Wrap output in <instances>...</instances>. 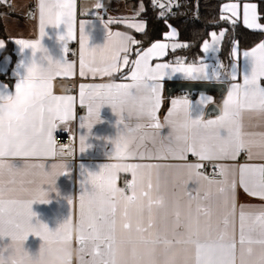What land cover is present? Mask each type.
<instances>
[{
	"label": "snow or ice",
	"instance_id": "obj_1",
	"mask_svg": "<svg viewBox=\"0 0 264 264\" xmlns=\"http://www.w3.org/2000/svg\"><path fill=\"white\" fill-rule=\"evenodd\" d=\"M158 2L159 0H154V7ZM95 7L100 9L103 5L98 2ZM159 7L163 10L165 5L160 3ZM239 9L240 5L237 3L225 4L222 11L230 15H222L221 19L235 23L232 18L239 17ZM39 11L41 36L44 34L46 17L48 23L54 26L67 23L68 36L73 35L74 0H40ZM160 18H166L164 11L161 12ZM259 19L255 4L243 5V23L247 28L264 31V25L258 22ZM129 26L143 33L146 24L134 22ZM168 27L171 28L170 25ZM80 29V75L84 76L86 64L83 53V24ZM177 35L176 30L172 29L170 33L165 34L164 39L174 40ZM223 36V31L218 36L211 33L212 45L205 42L203 51H215L216 43L222 40ZM60 39L64 41L66 38L61 36ZM15 42L21 49H32L33 54L41 49L39 41L17 39ZM140 43L128 37L105 66L98 67L94 62L87 66V70L93 75L99 73L105 76H111L113 72H120L124 67H129L130 71L124 79L131 81L98 85L92 89L88 105L89 127L93 117L99 119V107L107 103L120 116L118 123L122 126V134L114 143L117 155L123 158L186 161L187 156L191 154L197 157L198 161H219L234 160L245 150L251 158L253 142L245 137L252 134L242 130L241 114L244 110H258L264 113V86L260 84L261 78H264V42L244 53V56L253 62L251 72L244 75L243 84L232 85L220 115L215 119L203 118V108L211 102L210 97H202L198 108L187 98L174 99L165 117V124L170 128L168 137L162 138L158 147H143V150L141 148L148 138H151L153 145L157 144L159 132L149 134L142 129L159 130L164 126L158 118V111L162 106L163 81L172 78L219 79L220 66H210L205 62L199 65L189 64L179 59L175 63L153 64V60H160L167 55L169 44L165 42H154L147 49L137 48L135 59L130 61L131 45ZM3 47L4 42L0 41V48ZM184 47H187V44H171L172 51ZM64 52H67L66 47ZM47 59L49 62L46 68L39 66L35 60L27 66L26 75L15 83L14 93L9 91L7 86H0V107H16L13 94L21 100L26 92L34 99L39 98L30 107L21 104L29 114L26 123L0 119V136L6 135V129L11 127L16 128L19 133L9 137L10 143L6 147L0 146V158L56 155L53 134L57 129V122H64L72 117L73 97L54 95L52 80L62 72H71L72 65ZM232 79H236L235 72ZM85 95V86L81 85L82 105ZM93 101H99V105L94 107ZM132 116L146 123H137L135 127L124 123ZM83 127L82 122L81 128ZM181 129L184 131H180ZM80 141V150L83 152V135ZM261 146H264V134H261ZM64 151V148L60 149L61 153ZM5 167L11 169L12 166L0 160V169ZM52 167L55 168L56 165ZM203 167L199 162L129 163L105 165L99 173L82 170L81 175L85 179L82 181L83 191L79 199L80 212L76 223L86 228L88 235L75 240L80 253L78 264H264V206H261L259 211H250L245 205L237 204L238 186L242 187L246 194L264 200V164L241 165L238 183L235 179L229 182L228 166L213 165L219 168L217 174L222 177L219 180L210 178L201 171ZM163 169L187 171V179L183 181V185L188 200L183 214L181 198L175 191L176 185L173 184L170 192L167 179L162 178ZM118 170L132 174V180L127 184L128 191L116 186L114 173ZM189 181L197 185L201 181L217 185L219 203L215 206L201 204L202 198L207 199V193L201 197L199 190L195 193L189 191ZM107 189L120 192L118 205L106 213L96 212L92 202L104 196ZM42 196L43 192L38 197L41 203L44 202ZM34 202L35 199H4V189L0 188V235L7 232L14 240L21 242L27 239L29 233L39 236L44 244L41 245L39 254L31 257V264H50L47 256L49 249L60 251L73 245L74 238L70 230L72 219L69 216L54 231L43 223H33L35 213L29 205ZM69 203H72L71 199ZM253 246L259 247L258 253L254 251ZM0 264H5L2 253Z\"/></svg>",
	"mask_w": 264,
	"mask_h": 264
},
{
	"label": "crops",
	"instance_id": "obj_2",
	"mask_svg": "<svg viewBox=\"0 0 264 264\" xmlns=\"http://www.w3.org/2000/svg\"><path fill=\"white\" fill-rule=\"evenodd\" d=\"M9 6L10 14L3 16V21L6 29L7 36L12 43V54L5 53L6 42L4 47L0 48V86H7L9 91L14 93V86L18 79L26 75V68L32 63L33 60L42 68L48 66V59L51 58L53 62H66L72 65V70L69 73H61L54 76L52 80V92L54 95L71 96L73 97V110L72 117L64 122H57V129L53 134L55 139L59 130H67L76 139V148L67 149L66 153H61L56 147V155H37L33 157H18L8 156L0 158L7 165H11V169L5 167L0 169V188L4 189V199H24L33 200L32 211L35 216L32 218V222H40L50 230H55L63 222H65L70 216L72 223H76L79 218V199L83 191L82 181L85 179L81 175L82 170H86L92 173H99L104 169L105 165L118 164L125 165L129 163H167V164H182V163H202L204 167L208 163L222 164L228 166V180L231 182L235 179L239 181V167L241 165H261L264 164V146H261V134H264V113L258 110H244L241 114L242 130L245 133L252 135L246 136L245 139L251 140V158L247 150L242 151L236 159H224L219 161H198V158L189 154L186 161L167 160H141L139 158H123L118 156L115 151V140L122 134V126L118 123L120 116L117 111H113L112 107L105 103L102 107H99V119L95 117L91 120V126L89 127V95L92 89L98 85H106L113 83H130V80L124 79L129 73L130 68L124 67L120 72H113L111 76L101 75L99 73L93 75L87 70V66L91 63H95L98 67H103L110 62L112 55L117 52L124 41L128 37H132L136 40L133 33L141 34L137 32L135 28L130 27L131 23L144 22L140 15L143 11V7L136 3L127 2L126 0H74L75 11L72 20V32L71 37L68 36L67 23L59 26H54L48 23L47 17L44 22V34L41 36V21L39 4L40 0H3ZM100 2L103 7L97 9L95 6ZM235 3V2H224ZM221 6V12L223 15H230L223 12V6ZM240 5L239 17L232 19L235 22L243 23V5L255 4L256 2H243L237 3ZM35 5L36 14L34 17L29 16V8ZM103 10L107 15L106 19L94 17L99 11ZM258 16L259 12H258ZM231 21V20H229ZM258 22L264 25L260 19ZM84 25V59H85V75H80V58H81V29L80 25ZM247 28V27H246ZM174 27H169L165 33H170ZM249 29V28H247ZM176 30V29H175ZM253 31H261L254 30ZM219 31V30H218ZM145 32V31H144ZM143 32V33H144ZM177 32V30H176ZM217 32V31H215ZM264 32V31H262ZM178 33V32H177ZM165 34L161 40L155 42H165L169 44L167 55L160 60H153L152 63L168 62L175 63L178 60L172 58L169 59L171 53L181 49L178 48L175 51L171 50L172 43H181L178 40V35L174 40H165ZM225 34V32H224ZM211 35V34H210ZM61 36H65V40L60 39ZM224 37V36H223ZM17 39H24L28 41H39L41 49L33 54L32 49H21L20 45L15 41ZM210 39V37H209ZM208 40V39H207ZM206 40V41H207ZM223 40V38H222ZM220 46L216 53L207 54L203 51L201 60L195 64L199 65L201 62H205L210 66L219 65L220 78L213 80H190L185 78H172L163 81L164 87L162 89V106L158 111V118L161 125H164L159 130L152 128L142 129L145 133L159 132L157 144L153 145L151 138L144 141L143 147L152 149L159 146V141L163 138L166 139L170 132V128L165 124V117L171 107V101L174 99L187 98L193 103L194 107H199V101L202 97H210L211 102L207 103L203 108L205 120L215 119L220 115L223 109V102L227 98L228 91L235 83L243 84V77L245 74H250L253 62L250 58L245 57L246 51H251L257 47L260 43L249 49H240L238 44L235 43L232 48L231 61L227 69H224L219 60ZM130 43V42H129ZM154 43V42H153ZM152 44V43H151ZM150 44V45H151ZM182 44V43H181ZM149 45V46H150ZM146 46L142 49H147ZM64 47L67 48V52H64ZM74 47L77 53L75 59H71L68 56L69 49ZM132 53L130 54V61L135 59L136 45H131ZM217 50V49H216ZM134 54V56H132ZM123 53H121V56ZM182 61V60H181ZM191 64V63H189ZM54 67V65H53ZM127 70V72H126ZM126 72V73H125ZM235 72L236 79H232V74ZM118 76V78H114ZM264 78H261L260 84ZM171 82H209V83H225L227 90L222 97H219L216 93L200 92L195 96H186L183 93H176L172 96L166 94V85ZM73 84L75 89L68 93V86ZM85 86V99L84 104L80 103V86ZM91 86V87H90ZM94 107L99 105V101L92 102ZM217 105L219 109L218 114L207 115V110L211 105ZM82 107L83 111L78 112V108ZM195 115V113H194ZM182 119V117H178ZM83 122L84 127L81 128ZM126 124H130L135 127L137 123H146V121H138L135 116H132L124 121ZM184 131V130H180ZM190 134V129L188 130ZM84 137V148L81 152L80 138ZM31 165H41L42 167H31ZM56 165L55 168L52 166ZM203 167V168H204ZM203 168L201 171H203ZM66 173V174H65ZM116 179V186L122 188L121 182L124 179L132 180L131 172L118 170L114 173ZM162 178H166L168 181V188L171 192L173 184L176 185V194L181 198V212L186 211V204L188 197L184 190L183 181L187 179L186 170L176 169H163ZM222 179V178H221ZM90 187V186H89ZM123 189V188H122ZM187 189L195 193L199 190L201 197L207 193V199H201L200 203L203 205L215 206L219 203L218 186L213 184L209 185L206 181H201L197 185L193 181H189ZM43 192V203L39 202L38 197ZM71 199L72 203H69ZM237 204L245 205L247 210L259 211L261 206H264V200L258 197H252L246 194L242 187H237ZM195 202L193 203V208ZM213 221H216L214 215ZM44 241L33 233H29L28 237L24 241L14 240L7 232L4 235H0V253L3 254L5 264H31V257H35L39 254L41 245ZM73 246L77 247L75 240ZM255 252H259L258 246H253ZM90 259V257H85Z\"/></svg>",
	"mask_w": 264,
	"mask_h": 264
},
{
	"label": "trees",
	"instance_id": "obj_3",
	"mask_svg": "<svg viewBox=\"0 0 264 264\" xmlns=\"http://www.w3.org/2000/svg\"><path fill=\"white\" fill-rule=\"evenodd\" d=\"M126 1L143 7L140 17L147 23L144 33H133L136 40L141 42L136 45V49L144 48L155 41L161 40L168 31L169 25L177 30L178 40L182 44H187V47L171 53L170 60L178 57L179 60L186 63L199 62L203 56L202 44L209 39L212 32L222 29L225 30V34L218 57L224 69H227L230 65L232 48L235 43L243 50L264 42V32L249 30L241 22L232 23L229 20H222L221 6L223 2L220 0H196L194 4L197 8L198 18L193 22L184 20L181 16L166 15V18H160L162 11L154 7L152 0ZM256 4L258 5L260 21L264 22V0L258 1ZM8 14H10L9 6L6 2L0 0V40L6 42L5 53L12 54V43L7 36L3 21V16ZM114 78H118V76ZM262 85L264 86V80ZM196 94L193 93L191 96Z\"/></svg>",
	"mask_w": 264,
	"mask_h": 264
},
{
	"label": "clouds",
	"instance_id": "obj_4",
	"mask_svg": "<svg viewBox=\"0 0 264 264\" xmlns=\"http://www.w3.org/2000/svg\"><path fill=\"white\" fill-rule=\"evenodd\" d=\"M38 99V97L34 99L28 92L24 94L23 100L16 98L13 94V102L16 107H8L7 105L0 107V119L26 123L29 119V114L21 107V104L24 103L30 107ZM6 133V135L0 136V146L6 147L10 143V136L19 135L14 127L6 129ZM120 195L119 191L107 189L104 196L93 200L92 207L96 212L106 213L110 208L118 205ZM70 230L74 240L85 238L88 235L86 228L79 223L72 224ZM47 256L50 264H78L80 253L78 248L72 245L64 247L60 251L49 249Z\"/></svg>",
	"mask_w": 264,
	"mask_h": 264
},
{
	"label": "built area",
	"instance_id": "obj_5",
	"mask_svg": "<svg viewBox=\"0 0 264 264\" xmlns=\"http://www.w3.org/2000/svg\"><path fill=\"white\" fill-rule=\"evenodd\" d=\"M196 0H159L158 3H156L155 8L159 9L160 11H164L167 16H181L184 20H189L191 22L195 21L198 18L197 14V8L194 4ZM221 2H235V3H243V2H258L261 0H220ZM154 5V0H152ZM163 3L165 5V8L162 10L159 7V4ZM170 9V11H169ZM36 14V7L35 5H32L29 8V16L34 17ZM94 17H99L102 19H106L107 15L103 10H99ZM68 56L71 59H75L77 57V53L74 47L69 49ZM75 89V86L73 84L68 86V93L72 92ZM186 96H191V94L183 93ZM83 108L79 107L78 112H82ZM54 143L56 147L60 150L61 148H64V153L67 152V149H75L76 148V139L75 136L72 135L67 130H59L56 134V137L54 139ZM213 165H216L215 163H208L204 168L203 172L208 175L210 178H215L217 180L221 179L217 173L219 172V168L213 167ZM121 186L125 191H128L127 184L129 183L128 179H124L121 182Z\"/></svg>",
	"mask_w": 264,
	"mask_h": 264
},
{
	"label": "water",
	"instance_id": "obj_6",
	"mask_svg": "<svg viewBox=\"0 0 264 264\" xmlns=\"http://www.w3.org/2000/svg\"><path fill=\"white\" fill-rule=\"evenodd\" d=\"M227 90L225 83H209V82H171L166 85V94L172 96L176 93L184 92L188 94L207 92L216 93L222 97ZM217 105H211L207 110V115L218 114Z\"/></svg>",
	"mask_w": 264,
	"mask_h": 264
},
{
	"label": "rangeland",
	"instance_id": "obj_7",
	"mask_svg": "<svg viewBox=\"0 0 264 264\" xmlns=\"http://www.w3.org/2000/svg\"><path fill=\"white\" fill-rule=\"evenodd\" d=\"M224 4H226V3H224ZM140 8H142V6L140 5ZM225 32V30L224 29H222V30H219V31H217V32H212V33H216L217 34V36L219 35V33L220 32ZM220 41L221 40H219L217 43H216V45H215V51H218V49H219V46H220ZM207 43H209V45L211 46L212 45V39H211V35H210V39H208L207 41H206ZM217 49V50H216ZM215 51H212V50H210L209 52H207V54L209 55V54H211V53H216ZM212 55V54H211Z\"/></svg>",
	"mask_w": 264,
	"mask_h": 264
}]
</instances>
